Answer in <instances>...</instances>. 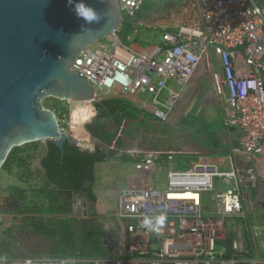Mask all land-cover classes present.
<instances>
[{
  "label": "built area",
  "instance_id": "2783aa9c",
  "mask_svg": "<svg viewBox=\"0 0 264 264\" xmlns=\"http://www.w3.org/2000/svg\"><path fill=\"white\" fill-rule=\"evenodd\" d=\"M197 2L201 26L164 30L161 46L149 56L123 43L130 28L125 23L138 18L146 0H118L119 30L88 48L73 69L86 77L98 99L127 100L142 117L151 114L165 121L202 65L216 67L212 80L223 101V123L241 133V146L252 161L247 176L264 182V8L254 0ZM175 156H134L139 159L136 173L119 191L110 217L116 226L108 232L116 249L106 259L24 257L23 245L14 241V258H2L0 264H264V241L259 239L264 225L258 226L248 207L241 173L222 171L208 161L178 171ZM165 169L167 184L161 185L153 174ZM221 186L228 190L220 191ZM214 192L218 211L208 214L205 198ZM161 214L166 220L158 231L142 226L144 217ZM5 219L0 211V229ZM229 219H241L251 228L248 245L238 239L227 251Z\"/></svg>",
  "mask_w": 264,
  "mask_h": 264
},
{
  "label": "water",
  "instance_id": "95a60500",
  "mask_svg": "<svg viewBox=\"0 0 264 264\" xmlns=\"http://www.w3.org/2000/svg\"><path fill=\"white\" fill-rule=\"evenodd\" d=\"M85 2L96 11L97 21L78 18L68 0H0V172L16 148L53 143L64 158L66 145H75V135L64 131L59 116L44 106L47 99L62 101L66 108L71 102H92L102 137L92 134L90 140L122 150L118 154L85 151V155L108 160L133 158L149 150H183L176 142L182 133L118 124L108 115L106 100L98 99L86 77L74 71L76 60L88 48L115 34L122 24L118 0ZM41 166L45 170L43 160Z\"/></svg>",
  "mask_w": 264,
  "mask_h": 264
},
{
  "label": "rangeland",
  "instance_id": "374dc122",
  "mask_svg": "<svg viewBox=\"0 0 264 264\" xmlns=\"http://www.w3.org/2000/svg\"><path fill=\"white\" fill-rule=\"evenodd\" d=\"M167 3H171V4H167ZM164 4L167 5L163 6ZM145 6H147V9ZM145 6H144L145 11L143 12L142 15L144 16L143 19H146V17H153L152 19L154 20L153 24H156L162 20L168 21L169 16L171 15L172 8L173 10H175L174 11L176 16L175 18L176 19L180 18V21L178 22H183L184 20L188 22L189 19L192 20L199 19L198 13L196 15V10H197L196 7L194 6L193 3H190L189 0L188 3L185 2L184 0H172V1L147 0ZM156 19L159 21H155ZM148 23L150 22L144 20L141 23V28H146ZM135 29L136 27L134 26L130 27L127 30V32L130 33ZM106 39H103L101 41L105 42ZM155 39L161 42L162 38L159 34H157ZM208 80H206L205 83L202 81L201 82L195 81V83H193L192 80V82H190L189 84L193 83L192 88H194L193 91H196V93L195 94L193 93L194 96L190 97L191 101H189L190 98H186L184 101L181 102L183 93L187 87V85H185L184 89H182L180 93V98L178 103L175 105L174 109L169 115L168 118L169 120H165V121L160 120L159 118L157 119L155 117H152L151 114H147L146 116L148 118H152L153 120H155L157 123L156 126H159V123H162L164 125L163 128L161 127L159 128V130H161L163 134H165L166 130L168 129L169 131L173 130L174 132H179L185 135V139L182 135L180 136L181 137L180 139L176 140V142L178 141L177 142L178 145H183V149L188 151H190L193 148V143H196V145L200 146L201 148L204 145L208 144L209 142L206 139L207 136L209 135V138H212V136H210L209 133L210 132L209 128L213 126L214 128L217 129V127L219 126V124H217V121L213 120L212 118L209 119L208 117V113L209 111H211L210 106H208L210 105L209 100H211L210 94L211 91H214V89H211V84L210 81ZM44 106L47 109L53 110L59 116V119L61 121V127L64 131H69L72 134L76 135V137L79 140V146L82 150L87 149L91 151L95 149V144L90 140L91 137L90 135L93 134L91 129L93 125L96 124L95 122H93V120L97 115V111L93 108L91 104L81 105L80 107H78V105L76 104H72L71 106L68 107L67 112L61 111L62 106H64L63 102L56 99L45 100ZM104 121L106 122L107 119ZM138 123L139 121H136V124ZM212 143L215 144V141L212 140ZM28 146L32 148L31 150H29L28 154L30 156H33L34 158V160L31 162L32 163L31 168H33L32 170L35 171L34 178L29 179L28 182L26 183L25 181H22L18 178L17 170L14 171V174H9L5 170H2L0 172V207L7 209L6 219L3 223L1 231L3 232V231L11 230V232L13 233L12 239L22 244L24 247V251L31 254V255H27L24 252V254L27 257L43 258L44 256H49L52 254L56 241L38 237L34 235L31 231L22 228V226H20V223L24 216L18 213L24 208L18 206L17 204H13L9 200L8 193L6 192L8 187L18 186L27 191L26 196L29 204L38 199H41L40 190L44 184L43 178L45 177L46 172L45 170H40L38 168V165L40 163V160L43 158V156L47 154L46 144L44 142H41L37 144H31ZM21 148L24 149L26 148V146H23ZM71 148H72L70 149L71 153L77 156V152L76 150H74L73 146H71ZM193 157H198V156H178L176 157L177 161L174 162L173 164L174 165L176 163L180 164V162H182L184 170L193 167L197 164L202 165L203 163L202 159L195 160V158ZM137 160L139 159L136 157L126 158V159L124 158L114 159L113 161L117 162L114 165V172H117L116 176L122 179H127L129 175L135 174L136 173L135 164L137 163ZM214 162L217 161L215 160ZM102 169L103 166L99 165L97 169L98 175L101 173ZM220 169L225 170L223 167L222 168L220 167ZM111 173L113 172L108 170L103 175L104 179L110 178V176L108 175ZM155 180L157 183L161 185L162 184L166 185L167 172L165 171L164 174L159 175L158 179L155 177ZM223 190H228V187L221 186L220 191ZM217 191H219V189ZM61 194L63 198L67 200V206L70 209L69 215L67 217L75 219L80 230H82L84 227L92 228L93 226L97 225L103 227V229L106 230V232H108L107 228H105L106 225L114 224L116 226L115 222L110 218L115 211L113 212L110 211L104 214L102 213V215H99L100 216L99 217L97 215L98 213L97 209L95 208L92 210L87 209V206L85 205L83 199L80 198L77 199L74 195H70V193L67 194L61 192ZM216 196H217V192H214L210 196H207L205 198L204 209L208 214L209 213L217 214L218 206L214 200ZM248 207H250V209L253 210L251 198ZM253 216L255 217L254 212H253ZM255 222H257V220H255ZM228 223H229L228 240L224 244L227 251H231L233 244L236 241H238V239H240L241 241H243L248 245L250 243L249 239L252 238L251 228L248 229L247 226L245 225V222H243L241 219H229Z\"/></svg>",
  "mask_w": 264,
  "mask_h": 264
},
{
  "label": "trees",
  "instance_id": "16d2710c",
  "mask_svg": "<svg viewBox=\"0 0 264 264\" xmlns=\"http://www.w3.org/2000/svg\"><path fill=\"white\" fill-rule=\"evenodd\" d=\"M254 1L264 8V0ZM145 7L147 9V6ZM145 7L137 19L127 21L125 25L138 27L145 20L143 19L144 16H142ZM147 22H149V19ZM147 25L151 26L150 23ZM80 106L78 105V107ZM105 106L109 111L108 115L113 117L118 124L135 125V127L138 126L144 129L149 123V118L146 116L140 120L142 111L127 100H106ZM93 108L97 109L95 106ZM61 111L67 112L68 108L62 106ZM127 117L140 122L138 124L132 123ZM95 125H93L91 131L95 133L96 137H102V130L99 124ZM65 148L66 154L63 158L59 147L53 143L46 144L47 156L43 160L46 174L43 178L44 184L40 190L41 199L29 204L26 196L27 191L18 186L7 188L8 198L24 208L18 213L24 216L20 224L22 228L31 231L38 237L56 241L52 254L43 258L106 259L109 253L114 250V237L109 232H106L103 227L97 225L92 228L84 227L80 230L76 220L67 217L69 215L67 200L61 194L62 191H71L76 195H87L90 201L96 203L97 197L94 193L95 167L97 163L106 161V157L102 155H85L78 143L73 145L77 156L71 153L70 149L72 148L69 144ZM31 149L28 145L24 149H14L2 170L7 171L9 174H14V171L17 170L18 178L26 183L29 179L34 178L35 173L31 168V162L34 158L28 154ZM96 152L103 153L101 146L97 147ZM87 184L90 185L87 186ZM0 235L2 237L0 259L14 258L15 243L12 239L13 233L11 230L2 232L0 229ZM21 251L24 257H27L25 254L31 255L24 251V247L21 248Z\"/></svg>",
  "mask_w": 264,
  "mask_h": 264
},
{
  "label": "crops",
  "instance_id": "0c3cea01",
  "mask_svg": "<svg viewBox=\"0 0 264 264\" xmlns=\"http://www.w3.org/2000/svg\"><path fill=\"white\" fill-rule=\"evenodd\" d=\"M184 1L188 3V0H184ZM189 1L190 3H193L194 6L196 7L197 9L196 15L198 13L199 19L197 20L189 19L188 22L185 20L183 22H178L180 21V18L179 19L175 18L176 17L174 12L175 10H173L172 8L171 15L169 16L168 21L162 20L156 24H153L151 23L154 21L152 20L153 17H149L146 18L145 21H148L149 19L151 26L147 25L146 28H141V24H139L140 27L139 26L136 27V29L133 30L132 32L129 33L126 31L125 34L123 35V43L125 47H127L129 50L139 55L147 54L149 56H153L155 54L154 53L155 49L159 48L162 44V42L155 39L157 34L161 36L164 30H174L179 26H181V24L201 26L202 18H201V10L199 4L197 0H189ZM167 4H171V3H167ZM167 4H164L163 6ZM155 21H159V20L156 19ZM214 71H216V67L211 68L203 64L193 79V83H195V81L196 82L202 81L205 83L206 80L209 79L208 81H210L211 89H214V91H211L210 94L211 100H209L210 105L208 106H210L211 111H209L208 117L209 119L212 118L213 120L217 121V124H219V126L217 127V129L214 128L213 126L209 128L210 136H212V138H209L208 135L206 138L209 143L204 145L202 148L200 146H197L196 143H193V148L190 151L185 149L180 150L178 148L177 150L167 149L163 152L166 154H177V156H175L174 158V162L177 161L176 157H178V154H199L198 157H193V158H195V160L202 159L203 163L205 161H208L212 165H216L219 168L223 167L225 170L222 171L230 172L234 169L238 170L243 176V180H244L243 188L245 189V191L248 192L252 200V206H253L252 211L255 213V217L258 222V225L259 224L264 225V182L258 180L257 178H249L247 176L246 172L251 167L252 161L251 158L248 155H246L245 151L241 146V133L239 131L226 128L223 123L224 106H223V101L217 97L215 85H213L212 73H214ZM192 84H189V86L185 89L181 102L184 101L186 98H190L191 96H194V94L196 93V91H193L194 88H192L193 87ZM189 101H191V98L189 99ZM77 105H86V104H77ZM156 124L157 123L155 120L149 118V123L147 126L144 127L143 130H152V129L157 130L160 127L163 128L164 126L162 123H159V126H156ZM212 140L215 141L216 145L212 143ZM98 146H101V151L103 153H108V154L120 153L119 150L113 151L105 147H102V145H97V147ZM91 151L95 152L97 150H91ZM46 156L47 154H45L41 160H45L44 158H46ZM114 159H119V158H111L109 160L112 161L106 160L102 163H97L95 167L96 181L94 185V193L97 197L95 209H97L98 211L97 213L98 216L102 215V213L104 214L110 211L113 212L115 210L117 195L119 191L125 186L126 181L128 179V178L122 179L116 176L117 172H114V165L117 162L113 161ZM41 160L38 165V168L40 170H44L43 166H41ZM215 160L217 162H214ZM99 165L103 166V169L101 170V173L98 175L97 169ZM173 167L178 171L184 170L182 162H180V164L177 163L175 165L173 164ZM108 170L112 171L113 173L108 175L110 176V178L104 179L103 175ZM165 171H162V173L153 174V180L156 182L155 177L158 179L159 175L164 174ZM111 226L112 224H108L105 226V228H107V231L108 228H110ZM261 235L263 237L264 233L261 232ZM36 258H40V257H36Z\"/></svg>",
  "mask_w": 264,
  "mask_h": 264
},
{
  "label": "clouds",
  "instance_id": "9594fccd",
  "mask_svg": "<svg viewBox=\"0 0 264 264\" xmlns=\"http://www.w3.org/2000/svg\"><path fill=\"white\" fill-rule=\"evenodd\" d=\"M68 4L72 6L76 16L85 23H92L99 19L96 11L88 5L85 0H68ZM166 215L161 214L155 217L146 216L143 219L142 226L152 231H158L165 223Z\"/></svg>",
  "mask_w": 264,
  "mask_h": 264
},
{
  "label": "flooded vegetation",
  "instance_id": "af4514ba",
  "mask_svg": "<svg viewBox=\"0 0 264 264\" xmlns=\"http://www.w3.org/2000/svg\"><path fill=\"white\" fill-rule=\"evenodd\" d=\"M93 122H94V120H93ZM95 123L97 124V122L95 121ZM93 135L95 136V133H93ZM95 144V143H94ZM97 143L95 144V149L94 150H97ZM87 186H88V184H87ZM62 193H67V194H69L70 193V195H74L77 199H83L84 200V202H85V205L87 206V209H89V210H92V209H94L95 208V205H93V203H95V202H92V201H90L89 200V198H88V196L87 195H76V194H74L73 192H71V191H67V192H65V191H62ZM12 202V201H11ZM13 204H16V203H14V202H12ZM69 209V208H68ZM7 209H5V208H3V207H0V211H2V212H4L5 214L7 213V211H6ZM70 210V209H69ZM21 224V223H20Z\"/></svg>",
  "mask_w": 264,
  "mask_h": 264
},
{
  "label": "bare ground",
  "instance_id": "6f19581e",
  "mask_svg": "<svg viewBox=\"0 0 264 264\" xmlns=\"http://www.w3.org/2000/svg\"><path fill=\"white\" fill-rule=\"evenodd\" d=\"M188 86H189V84L187 85V87H188ZM187 87H186V88H187ZM71 104H92V105L94 106V104H93L92 102H85V103H76V102H75V103H74V102L72 103V102H71ZM96 116H98V113H97ZM168 120H169V119H168ZM70 134H72V133L70 132ZM78 142H79V140L76 138V142H75V144L78 143ZM107 149H108V148H107ZM109 150H111V149H109ZM82 151L85 152V151H90V150H87V149H86V150H82ZM90 152H92V151H90ZM136 154H141V153H136ZM136 154H135V155H136ZM143 154H144L145 156H150V155H155V152H153V151H146V152H144ZM158 154H166V153H164V152H162V153L158 152ZM259 239L264 241V236L262 237L261 233L259 234Z\"/></svg>",
  "mask_w": 264,
  "mask_h": 264
}]
</instances>
